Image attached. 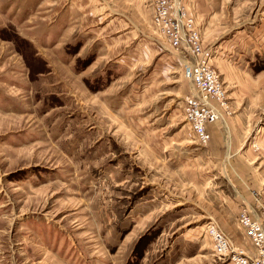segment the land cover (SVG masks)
I'll use <instances>...</instances> for the list:
<instances>
[{
  "label": "rangeland",
  "instance_id": "rangeland-1",
  "mask_svg": "<svg viewBox=\"0 0 264 264\" xmlns=\"http://www.w3.org/2000/svg\"><path fill=\"white\" fill-rule=\"evenodd\" d=\"M191 2L225 119L252 114L246 194L264 202V0ZM149 3L0 0V264L232 263L206 229L226 234L248 181L191 133L188 56Z\"/></svg>",
  "mask_w": 264,
  "mask_h": 264
},
{
  "label": "built area",
  "instance_id": "built-area-1",
  "mask_svg": "<svg viewBox=\"0 0 264 264\" xmlns=\"http://www.w3.org/2000/svg\"><path fill=\"white\" fill-rule=\"evenodd\" d=\"M151 26L166 45L181 51L187 61L183 64V77L191 82L193 90L186 96L182 111L189 129L200 145H206L210 134L206 125L219 120L222 113L229 114L228 96L218 73L205 61V49L191 8V0H152ZM254 213L242 205L237 223L245 231L254 252L251 255L234 247L228 236L216 226L209 225L206 235L213 243L217 256L229 255L233 264H264V207L257 201Z\"/></svg>",
  "mask_w": 264,
  "mask_h": 264
},
{
  "label": "crops",
  "instance_id": "crops-1",
  "mask_svg": "<svg viewBox=\"0 0 264 264\" xmlns=\"http://www.w3.org/2000/svg\"><path fill=\"white\" fill-rule=\"evenodd\" d=\"M196 1L198 3L201 2V0H196ZM149 5H150L149 6L150 8L149 17H150V25H151L152 6H153L152 0H151V3H149ZM208 28H209V25L205 27L204 31H206ZM202 45H203V48L205 49L206 55H209V53L211 52L209 48H205L204 44ZM185 61L186 60L182 62V65L185 63ZM223 78H225V76ZM220 79L224 82V80L221 77ZM230 104H231V108L234 107L232 106V103ZM251 115H252L251 113L240 109L237 113L234 112V114L231 117H227V119H225L226 115L222 113L218 121L207 124L206 129L208 130L210 134V140L207 142L208 143L207 150L212 155L216 156V159L223 160V158L225 157L227 158L229 156L228 159L235 161L236 163L235 171L237 173V176L241 179L243 177L247 178V181H248V182L246 181L247 182L246 184L242 182L241 180L239 181L236 179V182L234 183L236 189L235 190L232 189V190L234 192H242L243 195L241 196L244 198L242 200L240 198V201L242 202H239L240 204L238 206L240 207L241 204H245L244 206L250 208L254 213H256L260 209L258 206V203L254 202L253 195L251 197L249 196V194H246V190L248 189L247 186L251 185V183H249V180H248L249 176H252L253 186H256L257 184L256 174L255 172L254 173L250 172L251 168L249 166L256 159H252V154L248 150L242 149L244 145L243 144L244 140L247 138L250 131L252 130L250 127L251 121L253 120ZM257 167H259V165H257ZM252 191H255V190H252ZM260 199L261 201L259 202L264 207V202L261 198V194H260ZM244 200L246 201L244 202ZM234 207L235 205H232L233 210H234ZM237 209L238 210L232 211V214H231L232 218L225 219V221L222 219L223 217L222 214L218 216L217 224L220 225V227L222 228L224 232H226L229 240L236 247H238V249H241V251H243L244 253L251 255L253 254L254 249L250 241H248L245 235L244 229L240 227L237 223V216H238V213L241 207ZM247 241L250 243L251 247L250 245H247L248 244Z\"/></svg>",
  "mask_w": 264,
  "mask_h": 264
}]
</instances>
